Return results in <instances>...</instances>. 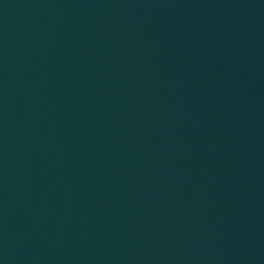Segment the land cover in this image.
<instances>
[{"label": "water", "instance_id": "water-1", "mask_svg": "<svg viewBox=\"0 0 264 264\" xmlns=\"http://www.w3.org/2000/svg\"><path fill=\"white\" fill-rule=\"evenodd\" d=\"M0 264H264V0H0Z\"/></svg>", "mask_w": 264, "mask_h": 264}]
</instances>
